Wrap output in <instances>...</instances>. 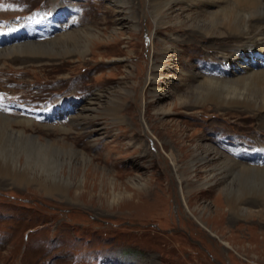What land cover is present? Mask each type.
Listing matches in <instances>:
<instances>
[{
    "label": "rangeland",
    "instance_id": "374dc122",
    "mask_svg": "<svg viewBox=\"0 0 264 264\" xmlns=\"http://www.w3.org/2000/svg\"><path fill=\"white\" fill-rule=\"evenodd\" d=\"M64 5L76 8L67 30L88 35L78 46L84 57L60 51L31 63L0 60V113L28 116L33 123L24 133L44 149L54 143L76 151L62 157L40 153L32 161L20 154L12 176L0 178V264H264V209L256 193L244 190L253 197L244 198L250 208L233 215L222 184L187 194L190 188L178 183L168 156L179 147L177 138L190 152L194 142L185 136L192 132L204 133L208 143L232 156L221 138L230 132L261 149L258 159H238L264 166L259 117L209 105L183 111L178 105L191 87L186 75L202 71L196 65H219L212 41L200 35L194 42L185 29L187 14L204 17L206 6L188 7L182 22L168 18L157 29L150 0H128L129 13L112 0H0V47L47 40L36 32L25 37L23 27L47 18L53 6L66 10ZM126 15L133 26L118 25ZM5 37L15 40L6 43ZM97 92L106 96L102 108H116L117 120L102 112L91 122H71ZM166 106L173 111L155 114ZM93 122L102 128L92 130ZM169 129L177 134L169 136ZM254 177L233 174V188L264 193V178Z\"/></svg>",
    "mask_w": 264,
    "mask_h": 264
},
{
    "label": "bare ground",
    "instance_id": "6f19581e",
    "mask_svg": "<svg viewBox=\"0 0 264 264\" xmlns=\"http://www.w3.org/2000/svg\"><path fill=\"white\" fill-rule=\"evenodd\" d=\"M112 2L118 4V11L129 13L128 0H112ZM150 3L156 4L157 29L163 27L169 21L168 18L181 21L180 18L186 13L185 9L195 8L196 10L199 5L204 4L207 9L206 15L198 18L189 17L190 14H187L185 29L191 32L187 34L192 35L194 42L197 41V38L199 40L200 35H202L201 40L208 39L212 41L211 50L216 53L215 58H217L219 64L225 67L221 70V73L209 75L204 72L203 68L196 65L202 71H191L186 75L190 79L185 81V86L191 87L187 93H182L177 99L182 110L201 111V107L209 105L212 110L217 112H246L255 118L259 117L261 119L259 126L264 129V0H150ZM174 6H180L178 12L174 11ZM52 10L57 17H63L64 9L53 6ZM122 19H126L127 22H119V26L129 23L132 26L135 24L134 18L130 15H126ZM64 20V22L57 24L59 25L58 32L55 30V33L52 32L45 36L47 39L45 41L24 40L10 44V47H0V60H20L19 58H22L31 63L35 58L37 59L41 55L45 56V54L56 57L60 51L68 56L76 54V56L84 57L83 54L86 50H81L78 46L83 37L87 38V33L77 34L71 28L67 30L74 23L68 22L66 26H63L67 23L66 18ZM55 34H59V36L52 38ZM154 46L153 40L152 48ZM69 47H75V49L69 50ZM210 47L208 48L210 49ZM169 50L171 48L168 45L162 49L165 53ZM167 93L168 91L163 92V94ZM94 97L88 99L79 107V113L70 116L72 118H70L71 122L85 123L87 120L91 122L97 116L103 115L102 112L111 115V120H117L116 108L101 107L104 98H106L104 93L97 92ZM96 99L99 100L94 101ZM172 111L171 107L166 106L158 108L155 114L163 116ZM31 122L28 116H21L20 119H16L0 113V178L2 180L12 176L10 167L21 162L18 160L20 154H24L27 161H32L40 153L62 157L63 155H69V152L73 154L72 156H76V151L71 147H59L54 143H47L44 149L37 139L24 133L25 129L30 127ZM96 125L97 123L93 124L92 130L98 131L102 128ZM71 129L72 127L67 130L59 127V130L65 132H70ZM167 132L169 136H172V133L174 136L177 134L176 129L173 131L169 129ZM195 136H200L197 141L194 138ZM185 138L186 141L194 142L190 148L191 151L186 152L183 150V139L177 138V146L179 145V147L171 148L168 156L174 164L172 169L178 183L190 188L187 190V194H196L198 189L210 187L213 184H222L224 190L228 192L226 205L230 212L234 213L233 215L243 213L250 208L249 204L246 203L247 201L244 200L249 196L245 194L246 190L256 193L255 197L264 209L263 192L255 191L256 189H243L242 187L236 190L233 185L237 184V178L236 180L232 178L233 174H245V176L253 174L256 178H264V166L245 163L236 157L229 156L214 141L211 140L212 143H208L204 133L196 134L192 132L186 135ZM175 143L174 141V145H176ZM185 153H188V155ZM200 173H202V177H199ZM248 181L244 179L245 183ZM16 183L21 184V178ZM44 188L47 191H59L61 189L59 187L50 188L49 186ZM233 190L235 192L239 191V194L234 196Z\"/></svg>",
    "mask_w": 264,
    "mask_h": 264
}]
</instances>
